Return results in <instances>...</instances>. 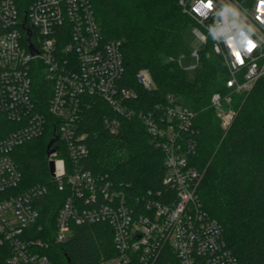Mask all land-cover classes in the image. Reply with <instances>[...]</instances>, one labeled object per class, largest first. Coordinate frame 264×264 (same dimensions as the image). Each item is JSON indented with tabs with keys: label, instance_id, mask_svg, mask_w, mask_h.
<instances>
[{
	"label": "built area",
	"instance_id": "1",
	"mask_svg": "<svg viewBox=\"0 0 264 264\" xmlns=\"http://www.w3.org/2000/svg\"><path fill=\"white\" fill-rule=\"evenodd\" d=\"M213 3L212 10L200 14V0H178L194 22L192 55L198 62V50L210 40L225 66V91L213 93L209 107L226 130L235 116L233 96L264 80V44L239 66L223 44L220 52L214 50L208 27L215 22L216 9L237 4L256 25L255 38L264 39V13L258 10L259 0ZM123 74L120 42H103L90 0H0V248L9 250L8 264H50L39 251L47 248V238L36 236L42 230L35 204L46 188L21 190L22 174L13 157L16 147L47 130L54 148L47 156V167L53 164L49 178L66 193L55 217L53 242L66 241L72 225L105 223L117 255L97 264H156L165 252L177 264H238L220 224L197 195L204 173L190 164L194 112L172 95L138 111L132 105L135 91L121 86ZM136 81L146 90L154 88L144 69ZM41 93L48 94L45 106ZM94 98L107 109L102 124L111 134L120 133L123 119L142 122L151 143L163 153L164 190L130 196L121 185L84 169L88 148L80 124Z\"/></svg>",
	"mask_w": 264,
	"mask_h": 264
},
{
	"label": "trees",
	"instance_id": "2",
	"mask_svg": "<svg viewBox=\"0 0 264 264\" xmlns=\"http://www.w3.org/2000/svg\"><path fill=\"white\" fill-rule=\"evenodd\" d=\"M90 3L103 42H120L124 64L121 86L137 94L133 107L145 112L172 95L194 112L195 152L190 164L204 173L197 188L199 201L220 224L238 264H264V80H258L249 92L233 96L235 116L224 131L209 100L213 93L225 91V66L208 40L198 50L195 80H186L178 60L187 52L184 35L194 22L178 0ZM142 69L154 83L152 90L137 84L136 74ZM47 98V93H41L44 106ZM90 101L92 109L84 112L80 124L88 148L82 161L84 169L121 185L130 196L164 190L163 153L151 143L142 122L123 119L120 133L111 134L102 124L105 105L95 98ZM50 140L47 130L13 151L22 174L21 190L46 188L35 204L39 213L36 224L43 231L36 236L47 238L48 243L39 251L50 264H97L115 257L111 230L105 223L72 225L66 241L53 242L55 217L66 193L49 178L46 151ZM61 157L66 159L63 154ZM9 256L7 248H0V264H8ZM156 264L177 261L165 252Z\"/></svg>",
	"mask_w": 264,
	"mask_h": 264
},
{
	"label": "clouds",
	"instance_id": "3",
	"mask_svg": "<svg viewBox=\"0 0 264 264\" xmlns=\"http://www.w3.org/2000/svg\"><path fill=\"white\" fill-rule=\"evenodd\" d=\"M200 5L197 10L200 14L214 8L213 0H200ZM258 10L264 13V0H259ZM214 17L215 22L208 27V36L214 42V50L220 52L219 45L223 44L236 64L243 66L245 57L264 44V39L255 38L258 30L256 25L249 22L237 4H224L221 9L214 11Z\"/></svg>",
	"mask_w": 264,
	"mask_h": 264
},
{
	"label": "rangeland",
	"instance_id": "4",
	"mask_svg": "<svg viewBox=\"0 0 264 264\" xmlns=\"http://www.w3.org/2000/svg\"><path fill=\"white\" fill-rule=\"evenodd\" d=\"M184 42H185V48L186 53L182 54L179 58V64L182 69L185 70V78L188 82H192L196 78V69L195 66L197 64L196 58L192 55V51L194 50V42H195V36L193 34L192 27L189 28L185 35H184ZM222 121H220V124ZM224 131H227V129H223Z\"/></svg>",
	"mask_w": 264,
	"mask_h": 264
},
{
	"label": "water",
	"instance_id": "5",
	"mask_svg": "<svg viewBox=\"0 0 264 264\" xmlns=\"http://www.w3.org/2000/svg\"><path fill=\"white\" fill-rule=\"evenodd\" d=\"M30 35L31 34H28L27 35L26 42H27V45H28L31 53L34 54L36 52V49H35L34 45L30 42V39H29ZM51 143H52V141H50L48 143V146H47V151H46V155L47 156H49L54 151V148H51L50 147ZM48 166H49L48 167L49 168V172L52 173V171H53V164H52V162H49Z\"/></svg>",
	"mask_w": 264,
	"mask_h": 264
}]
</instances>
